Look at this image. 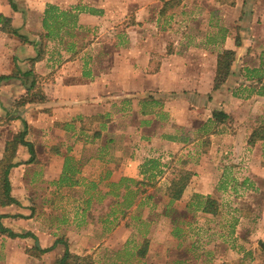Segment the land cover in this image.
<instances>
[{
	"label": "crops",
	"instance_id": "0c3cea01",
	"mask_svg": "<svg viewBox=\"0 0 264 264\" xmlns=\"http://www.w3.org/2000/svg\"><path fill=\"white\" fill-rule=\"evenodd\" d=\"M206 1L209 11L193 0H129L128 11L122 0H11L13 7L0 0V264H58L66 249L77 264H146L153 220L132 213L149 200L145 188L170 174V154L178 165L166 193L173 177L188 176L174 202L193 193V210L204 216L219 213L204 214L198 203L209 197L219 212L234 177L246 174L250 181L240 186L264 188V138L249 144L264 131V96L246 78L247 70L264 75V0ZM174 26L182 35L165 39ZM41 40L43 54L31 63L37 48L29 42ZM223 51H233L234 61L213 90ZM22 132L31 153L18 143ZM6 161L15 164L10 203L2 196ZM257 220L264 226V211ZM245 221L240 215L228 233H215L224 257L233 255ZM179 232L176 223L166 237L176 249ZM215 244L205 256L226 264L215 260Z\"/></svg>",
	"mask_w": 264,
	"mask_h": 264
},
{
	"label": "rangeland",
	"instance_id": "374dc122",
	"mask_svg": "<svg viewBox=\"0 0 264 264\" xmlns=\"http://www.w3.org/2000/svg\"><path fill=\"white\" fill-rule=\"evenodd\" d=\"M128 1L129 0H122V11H128L132 8L134 2L130 3ZM193 1L194 6L198 9H201L202 11L211 10L206 0ZM143 3L144 2L141 1V4ZM138 4H140V2H138ZM128 15L129 14L126 13V16H122L121 18L122 30L123 26L128 24ZM203 20L204 19L202 18L196 19V22L198 23V32L205 30V23ZM183 27L185 28L184 32L187 35L190 26L185 24ZM176 30L177 28L174 26L171 31L167 32V36L164 38L172 40L175 37V33H178L177 36L180 37L183 28H180L179 31L175 32ZM122 121L128 122L127 119H122ZM258 153H260V151ZM168 157L169 158L165 160V163L168 164L167 167L170 169V174L161 181L160 186H156L155 183V186L152 185L145 188V193L144 195H141V197L145 200L146 197H149V200H146L145 207H141L132 213L133 217L137 216L140 217V219L147 218L153 220V227L151 230L153 236V242L151 244L152 255L149 257L150 260H148L146 264H166V262L170 264L176 259L184 264H213L212 258L211 260H208L205 253L213 248L215 243V253L217 255V259L215 260H217L218 263L219 261L226 260V264H264V252L260 245L264 238V226L261 221L258 222L257 220L260 219L262 212L264 211V188L261 186L260 189L257 188L258 190L255 191L254 188L252 189L248 187L247 183L240 186V183L245 179L250 181V177L246 174H242V176H237L236 178L234 177L236 182L233 180L229 197H222L224 199L223 206L219 209L217 217L212 218L193 210L192 205H195L197 202V200H193V193L186 194L184 199L178 204L173 201L172 204L167 207L169 196L166 193V189L170 183L171 177L175 174L178 165L176 162V155L173 157V154H170ZM232 164L233 163H230L226 167H230ZM245 166L248 168V164L246 163L245 165L243 164L242 168ZM226 173L230 174L231 171L227 170ZM175 178L176 177H173L172 179ZM230 179L232 178L227 177L225 181L227 182ZM257 209H259V211H257ZM240 215L244 216L247 221L243 222V225L240 228L241 234L238 235L241 236L238 237L237 235L238 238L233 237V255L224 257L225 245L221 241L223 238L218 237V239H213L215 238L214 235L215 233L218 235L228 233L231 229L230 225L233 221L238 219ZM213 219L218 221L217 225L214 224ZM173 222L175 225H172ZM176 223L177 228L180 230L179 233L183 237L181 245L177 249L175 248L176 243L174 241L166 240L167 235L171 232V229L176 226ZM138 228L141 229L143 227H137V229ZM165 249L167 250L164 252ZM246 249L249 250L245 256L244 251ZM241 253L243 257H240Z\"/></svg>",
	"mask_w": 264,
	"mask_h": 264
},
{
	"label": "trees",
	"instance_id": "16d2710c",
	"mask_svg": "<svg viewBox=\"0 0 264 264\" xmlns=\"http://www.w3.org/2000/svg\"><path fill=\"white\" fill-rule=\"evenodd\" d=\"M11 6L13 7V4L11 2V0H9ZM169 5L168 2L164 3V7H167ZM50 20V14H49V8L48 11L46 10V12L44 13V18H43V22H42V26L43 29L45 30V34L43 35L42 39H46L49 40L51 38V32L49 31V24L48 21ZM5 25L8 24V20H4ZM8 32L14 36H16L17 38H19L22 42H28L26 37H22L21 35H18V33L13 30L8 28L7 29ZM29 44L33 45L34 47L37 48L36 50V55L33 59H30V62H36L38 60H40L42 54H43V42L42 40L36 43L33 42H29ZM234 57L235 54L233 51H223L220 54L217 55V63H216V73H215V77L213 80V90L218 89L226 80L227 76L229 75L230 72V67L234 61ZM246 78L247 80H256V82L260 85L259 87V91H258V95L259 96H264V75L260 74L258 71H250L247 70L246 71ZM32 73L31 72H25L22 76L24 77H29ZM14 76V75H12ZM7 78H11V77H5V79ZM36 99V97H35ZM39 99H43L42 97H40ZM213 117L217 120L220 121L224 118V114L221 112H214L213 113ZM25 133L22 132L19 136H18V143L21 144L22 146H25L28 151H30V153L32 152V147L29 143H26L25 141H23V137H24ZM264 138V131L263 130H256L250 137L249 139V144L253 145L255 141H257L258 139L262 140ZM15 164H13L10 161H6L4 163V168L2 170V174H1V182L3 184V194L2 196L5 197L6 199V203H10V202H14L10 197H9V182H8V173L9 170L14 167ZM188 176L186 175H181L178 179H173L171 181V185L169 187L168 190V196L171 198V201L174 200H178L181 197L182 194V190L184 189V187L186 186V183L188 181ZM198 208L199 210L204 213V214H209V215H216L218 213V205L217 202L209 197H206L204 199L203 202L198 203ZM1 232H4L3 229H0ZM144 251H145V245L144 248L141 249L139 251V255L143 256L144 255ZM79 261V258L70 255L67 252V249L64 253V256L60 259L58 264H77V262ZM84 264H92V261L90 258H86L83 259L82 261Z\"/></svg>",
	"mask_w": 264,
	"mask_h": 264
},
{
	"label": "water",
	"instance_id": "95a60500",
	"mask_svg": "<svg viewBox=\"0 0 264 264\" xmlns=\"http://www.w3.org/2000/svg\"><path fill=\"white\" fill-rule=\"evenodd\" d=\"M261 249L264 252V244L261 245Z\"/></svg>",
	"mask_w": 264,
	"mask_h": 264
}]
</instances>
